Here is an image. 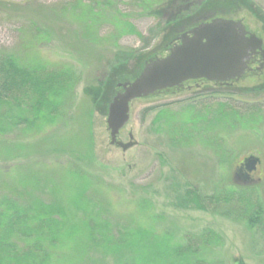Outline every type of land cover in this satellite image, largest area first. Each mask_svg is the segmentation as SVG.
I'll use <instances>...</instances> for the list:
<instances>
[{
  "label": "trees",
  "instance_id": "1",
  "mask_svg": "<svg viewBox=\"0 0 264 264\" xmlns=\"http://www.w3.org/2000/svg\"><path fill=\"white\" fill-rule=\"evenodd\" d=\"M132 2L139 15L159 16L169 11L163 45L145 54L126 50L123 61L118 59L86 85L84 92L92 108L102 115L120 90L118 83L136 77L146 60L164 55L181 31L195 26L204 16H230L243 8L264 23L261 7L251 0ZM119 3L58 0L44 8L71 28L77 26L75 32L81 40L116 47L117 39L124 35L141 37ZM163 3L166 10L159 9ZM18 11L23 21L18 29V47L0 52V144L15 151L11 152L13 157L6 155L0 161L16 159L18 163L14 175L10 165L0 172V264H226L217 254L223 237L212 228L180 230L163 215L143 214L151 207L144 197L132 198L133 208L117 213L107 196L110 189L89 165V127L75 140L77 148L71 147L73 140L67 137L50 140L51 125H67L82 75L72 64L43 58L40 46L49 35L44 22L26 10ZM106 25L109 32L102 36L100 30ZM241 93L256 101L254 108L258 109L257 101L264 96V79L240 89L238 95ZM232 104L226 99L210 111L205 108L204 114L195 115L200 110L186 104L178 112V125L170 123L174 115L165 107L154 122L163 117L170 142L180 146L195 138L204 139L206 127L220 123L221 108L224 128L261 120L257 109ZM259 185L224 183L205 194L187 188L181 205L239 222L258 235L262 245L256 254L264 255V195ZM156 219L159 221L154 222Z\"/></svg>",
  "mask_w": 264,
  "mask_h": 264
},
{
  "label": "rangeland",
  "instance_id": "2",
  "mask_svg": "<svg viewBox=\"0 0 264 264\" xmlns=\"http://www.w3.org/2000/svg\"><path fill=\"white\" fill-rule=\"evenodd\" d=\"M57 1L0 0V52L17 49L20 41L18 29L23 21L15 10L17 12L26 10L31 17L41 23L44 22L43 26L49 32L40 46V55L49 62L72 64L82 75L75 89L67 125L65 127L62 124L51 125L52 132L48 135L50 140L55 142L57 138L67 137L73 140L71 147L77 148L75 140L89 127L92 138L90 154H87L91 161L89 165L110 189L107 196L111 198L113 209L117 213L129 212L133 208L132 198H147L151 202V207L141 210L143 214L163 215L176 227H180V230L198 232L204 228H212L220 233L224 243L217 249V254L226 264H264V255L256 254L262 245L256 233L222 215L181 205L187 188H194L205 194L224 183L240 185L258 183L264 195V96L257 101L259 105L257 109L254 108L257 105H254L256 101L248 94L238 95L240 89L261 82L264 79V69L261 73L246 75L240 81L224 86L222 90L211 84L196 86L189 83V88L187 85L180 90L167 89L166 92L133 100L130 103L129 121L120 130L118 139L127 142L128 133L131 132L136 144L122 151L120 147L109 143L106 115L92 108V102L84 88L109 65L118 59L123 61L128 55L123 53L126 50H134L135 54H145L163 45L170 13L163 3L159 9L163 8L166 11L158 14L159 16L139 15V9L132 0H115L116 5L120 2L118 7L129 15L141 37L124 35L117 39L116 47H111L81 40L75 32L79 30L77 26L71 28L44 8ZM199 1L195 0V3ZM251 1L261 7L264 13V0ZM238 10L234 16L229 14L230 16L223 17L241 20L249 31L264 38V23L245 9ZM203 18L205 19V16ZM107 32L108 25L101 28L100 35L103 36ZM226 99H230L232 105L241 108L249 109L250 106L252 110L257 109L262 115V118L258 115L261 120L259 123L245 122V127L237 124L224 128L221 108L220 123L212 125L213 128L206 127L208 133H204L206 135L204 139L195 138L190 143L180 146L170 142L169 132L164 128L163 117L160 121L154 122L158 112L165 107L174 115L170 123L178 125L181 122L178 112L186 104H193L200 110L193 113L194 115L200 112L204 114L205 108L210 111L216 107V103L224 102ZM229 120L232 121V118ZM4 148L5 146L0 144V160L6 155L13 157L11 152L15 151ZM64 155L69 157L67 154ZM249 155L260 159V164L252 172H247L242 163ZM16 162V159L0 161V172H4L6 165H10L13 174L18 167ZM156 221L157 219L154 222Z\"/></svg>",
  "mask_w": 264,
  "mask_h": 264
},
{
  "label": "water",
  "instance_id": "3",
  "mask_svg": "<svg viewBox=\"0 0 264 264\" xmlns=\"http://www.w3.org/2000/svg\"><path fill=\"white\" fill-rule=\"evenodd\" d=\"M246 35L240 21L215 17L182 32L179 42L164 56L145 61L136 77L117 84L120 91L108 103L105 122L109 143L122 151L136 144L131 132L127 142L118 139L120 130L129 121L130 103L135 99L179 87L191 79L213 82L240 79L248 59L256 50H261L262 45V40L255 34ZM242 163L247 172H252L260 164V159L249 155Z\"/></svg>",
  "mask_w": 264,
  "mask_h": 264
},
{
  "label": "flooded vegetation",
  "instance_id": "4",
  "mask_svg": "<svg viewBox=\"0 0 264 264\" xmlns=\"http://www.w3.org/2000/svg\"><path fill=\"white\" fill-rule=\"evenodd\" d=\"M241 21V20H239ZM242 23V21H241ZM243 24V23H242ZM244 25V24H243ZM244 28L245 30L247 31V35L251 34L252 32L249 31L245 25H244ZM255 34V33H254ZM246 35V36H247ZM257 37H259L261 40H262V45H261V50H256L254 54H252L250 56V58L248 59L247 61V71H246V74L244 75V77L246 75H249V74H258V73H261L264 69V54H261L260 52H264V38L258 36L257 34H255ZM179 40L178 38L176 40H174L172 42V45H174L175 43H177ZM241 80V79H240ZM238 80V81H240ZM236 80H230V81H226V82H210V81H206L204 79H199V80H187L185 82L182 83L181 86L179 87H173V88H170L168 89V91H175V90H180L181 88H184L185 86H187L189 83H193L194 85H205V84H211L212 86H214L215 88H218L219 90H222V88L224 86H228V85H232L236 82H238ZM190 85L187 86V88H189ZM167 90V89H166ZM166 90H162L160 92H166ZM211 90V89H209ZM159 93V92H158Z\"/></svg>",
  "mask_w": 264,
  "mask_h": 264
}]
</instances>
